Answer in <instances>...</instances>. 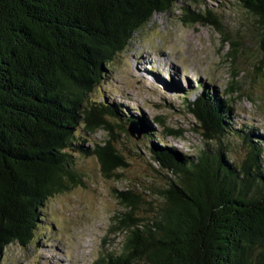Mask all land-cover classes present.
<instances>
[{
  "label": "trees",
  "instance_id": "obj_1",
  "mask_svg": "<svg viewBox=\"0 0 264 264\" xmlns=\"http://www.w3.org/2000/svg\"><path fill=\"white\" fill-rule=\"evenodd\" d=\"M238 1L264 75V0ZM178 3L0 0V264L9 246L33 244L48 201L80 184L76 156L97 158L109 175L127 165L110 141L103 146L88 134L113 135L111 117L139 125L154 139L144 120L107 103L92 104L90 96L135 35ZM185 13L187 22L222 32L215 13ZM204 92L188 109L204 138L221 143L233 130L230 107ZM234 133L244 137L248 152L240 167L229 148L207 147L190 157L154 145L162 168L177 182L161 192L152 217L140 216V199L132 192L120 194L123 248L94 264H264V148L250 132Z\"/></svg>",
  "mask_w": 264,
  "mask_h": 264
},
{
  "label": "rangeland",
  "instance_id": "obj_2",
  "mask_svg": "<svg viewBox=\"0 0 264 264\" xmlns=\"http://www.w3.org/2000/svg\"><path fill=\"white\" fill-rule=\"evenodd\" d=\"M185 9L215 13L222 32L211 24L187 22ZM248 23L238 0H179L169 13L156 14L106 68L102 85L90 96L91 103H107L144 120L154 139L139 125L111 117L113 135L106 130L88 134L103 146L110 141L127 165L109 175L97 158L76 156L80 184L48 201L33 244L9 246L3 264H94L101 256L119 254L125 240L119 220L126 211L120 194L132 192L140 199V216L152 217L162 202L161 192L177 182L156 159L154 145L190 157L207 147L229 148L236 167L248 152L244 137L235 131L250 132L264 148V75ZM230 89L235 92L227 95ZM203 92L229 104L233 130L221 143L204 138L200 122L188 109ZM124 124L139 132L137 138ZM262 158L264 164V153Z\"/></svg>",
  "mask_w": 264,
  "mask_h": 264
},
{
  "label": "water",
  "instance_id": "obj_3",
  "mask_svg": "<svg viewBox=\"0 0 264 264\" xmlns=\"http://www.w3.org/2000/svg\"><path fill=\"white\" fill-rule=\"evenodd\" d=\"M196 117V116H195ZM197 118V117H196ZM198 120V119H197ZM199 121V120H198ZM122 126H125L124 128H125V130H127L128 131V133L132 136V137H136L137 138V136H138V134L137 133H139V132H137L134 128H133V126L131 125V124H124V125H122ZM203 133V132H202ZM137 135V136H136ZM139 138V137H138ZM216 141V140H215ZM157 159V158H156ZM158 160V159H157ZM159 162V161H158Z\"/></svg>",
  "mask_w": 264,
  "mask_h": 264
},
{
  "label": "bare ground",
  "instance_id": "obj_4",
  "mask_svg": "<svg viewBox=\"0 0 264 264\" xmlns=\"http://www.w3.org/2000/svg\"><path fill=\"white\" fill-rule=\"evenodd\" d=\"M153 64H151L150 63V66H152ZM137 68H139V67H137ZM148 69H149V67H146L145 69H144V71H148ZM149 72V71H148ZM177 84V83H176Z\"/></svg>",
  "mask_w": 264,
  "mask_h": 264
}]
</instances>
